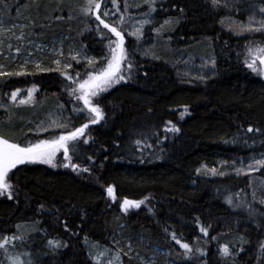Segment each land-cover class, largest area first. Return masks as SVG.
Listing matches in <instances>:
<instances>
[{
  "label": "trees",
  "instance_id": "obj_1",
  "mask_svg": "<svg viewBox=\"0 0 264 264\" xmlns=\"http://www.w3.org/2000/svg\"><path fill=\"white\" fill-rule=\"evenodd\" d=\"M75 1L0 0V8L28 25L27 42L62 36L65 57L59 67L83 80L86 71L104 64L108 38L116 37L102 25L98 33L94 14H81ZM117 2L119 12L102 0L101 18L124 31L131 72L94 99L104 118L89 124L80 138L79 156H73L79 168L31 163L9 173L13 196H0V237H22L20 250L32 264H106L100 252L112 248L120 230L169 250L174 264H264V169L235 173L238 161L246 165L264 153V76L244 63L247 47H264V32L236 30L248 26L249 18L252 28L261 26L264 0H228V7H213L211 0H157L151 17L143 15L144 0H127V9L125 0ZM105 7L108 17L102 15ZM121 14L125 21L118 24ZM170 18L173 23L164 25ZM143 19L151 22L136 40L128 33ZM3 57L8 73L19 72ZM90 58L96 61L91 67ZM56 68L30 65L24 71L30 75H0V130L5 128L0 135L11 143L25 147L87 122L74 111L84 107L70 95L76 85ZM17 90V99L31 91L30 107L11 100ZM173 126L179 132L165 131ZM211 168L225 175H213ZM124 199L145 202L125 212ZM172 232L193 248L191 256L172 240ZM48 241L63 246L53 251ZM224 245L231 256L221 254ZM0 264H9L3 251Z\"/></svg>",
  "mask_w": 264,
  "mask_h": 264
},
{
  "label": "snow or ice",
  "instance_id": "obj_2",
  "mask_svg": "<svg viewBox=\"0 0 264 264\" xmlns=\"http://www.w3.org/2000/svg\"><path fill=\"white\" fill-rule=\"evenodd\" d=\"M144 2L148 5V11L143 13L145 17H151L152 13L156 11L157 0H144ZM110 3L116 5V12L120 11L119 4L117 0H110ZM213 7H228V0H211ZM101 4L102 0H86V5L81 9V12L84 15L94 14L95 20L98 21L96 25V31L98 33H102V29L100 26H103V29H108L111 34H113L116 39L108 38L107 49L108 52L105 56L102 57L104 60V64L99 68H92L91 71H86V79L80 80L79 73H76L75 77L69 75L66 71H62L60 66V60H55L54 63L57 65L55 71L61 72L62 75H65L68 80L72 82V84L76 85V87H70L69 92L70 95H75L78 101H83L84 107L74 109V111H79L85 114L86 123H83L80 127H76L74 130L68 131L67 134H60L54 136L50 139H41L35 143H28L25 147H21L17 143H10L7 139L0 138V196H7L8 199H12L13 196V185L9 182V173L17 167V165L22 164H31V163H45L49 164L52 167L62 166L65 168L71 167L74 171L80 167L79 164L73 163V156H79V145L81 143L80 138L85 135V130L89 127V124H97L103 118L102 109L98 105H94L92 103V98L100 95L101 92L107 91L109 88L114 86L115 84H119L122 81L126 80V73H130L133 67V62L129 59V54L125 48V33L124 31L118 30V27L112 26L110 23H106L104 19L101 18ZM124 7L127 9L129 7L127 0H125ZM182 11V10H181ZM110 9L105 7L102 15L104 17L109 16ZM261 12L264 13V9H261ZM59 18V17H58ZM131 19V17H129ZM125 21V17L121 14L118 24H123ZM150 19H143L138 21L139 27H136L133 32L128 33L129 36H134L136 40H140L143 37V27L144 25L149 24ZM176 23L179 21L176 20ZM173 20L170 18L169 20L164 21V25H171ZM252 18H249L248 26L238 25L237 26V34L242 32H264V22H261V26L257 28H252ZM16 27L13 24L11 27L6 26V22L3 18H0V36H3L5 33H12L13 29ZM22 28L28 27V25H22ZM163 29V25L161 28H156L155 31L159 34ZM91 30V29H89ZM170 30V29H169ZM16 39H23V32L21 35L17 36ZM9 47H11L9 45ZM20 49L17 48V52ZM247 57L244 60L246 67L257 75L264 76V47L256 46V47H247ZM72 59H76V57H72ZM79 62V61H77ZM88 66L91 67L96 63L94 58H90L87 60ZM214 63V61H213ZM27 64V61H25ZM259 65V66H258ZM35 67L40 71H51L52 69H42L40 64H36ZM66 68H70V64H66ZM32 73H26L23 70L19 72L7 73L0 71V75H30ZM17 92H13L11 94V99L15 100L17 97ZM31 91L28 93V99L30 100ZM27 100H21L20 103H27ZM56 124V121L52 122ZM57 127L67 128L65 124H56ZM165 131L168 132H179L178 128L173 126L172 128H166ZM247 132H252L253 128L248 127ZM257 132L260 129H256ZM167 138V137H165ZM82 143H88L87 139H84ZM137 144L140 141H136ZM59 153H62V158L57 162L56 158ZM71 153V154H70ZM91 159L90 157L88 158ZM227 164V162H224ZM237 162H233V166ZM241 165L240 167H235L236 175H249L252 171H258L260 169H264V153L260 154L259 158L252 157L251 162L244 164L243 161H238ZM203 167H207L206 165ZM247 168L248 171H245ZM82 171L88 172L89 169L87 167L83 168ZM199 171V170H198ZM208 171L213 175H225L223 171L217 173L216 168H211ZM107 193L109 196H112L115 199L114 188L109 186L107 188ZM147 199V198H145ZM144 201H132L128 199H124L121 207L125 212H127L130 208L139 209ZM227 203L230 205L233 203L231 197L227 198ZM261 204H264V200L260 201ZM243 204L237 205V207H242ZM249 214L251 215V207L249 206ZM210 227V226H209ZM200 231L204 233V235H208V228L201 227ZM172 240L176 242V244L180 245L185 254L191 256L193 253V248L189 245V243H182L181 238H178L175 232L171 234ZM23 240L22 237L12 236V237H0V251H3L7 257L9 264H32L31 259L25 260L22 259V256H26L27 254H12L9 252L8 245L13 243L16 240ZM242 239V238H241ZM50 247H52L53 251L62 247L59 241H48ZM93 247L99 248V245H94ZM130 247V246H129ZM104 253H107L109 250L104 249ZM197 253L201 256L206 255V253L200 249H195ZM240 251H243L241 248ZM221 254L225 257L232 255V250L229 249L228 245H224L221 249ZM92 255V253H90ZM261 256H264V244L261 245ZM121 258L120 255L117 254L115 259H109L108 264H120Z\"/></svg>",
  "mask_w": 264,
  "mask_h": 264
},
{
  "label": "rangeland",
  "instance_id": "obj_3",
  "mask_svg": "<svg viewBox=\"0 0 264 264\" xmlns=\"http://www.w3.org/2000/svg\"><path fill=\"white\" fill-rule=\"evenodd\" d=\"M77 7L82 9L86 5V0H76ZM81 14H83L81 12ZM93 15V14H89ZM7 14H4L3 10L0 8V18H3L6 22L7 27H11L13 24L16 27L13 29L12 33H5L3 36H0V55L3 54L5 57L3 59H9L13 61L18 71H27L30 65L40 64V67H47V65H55V60H60V63L64 61L65 57V48L62 42V36H56L50 41L42 40H29L27 42V33L22 25L25 23L19 24L16 20L11 17H7ZM23 32V39H16L17 36L21 35ZM127 39L125 37V48H126ZM9 45L11 47H9ZM17 48L20 49L17 52ZM79 52V53H78ZM76 52V55H80V51ZM27 61V64H25ZM0 71L7 72L5 65L0 62ZM18 96V94H17ZM92 98V103L94 99ZM13 100V99H11ZM19 102V106L30 107L31 99H28V96L22 95L20 99H16ZM21 100H27V103L21 104ZM83 105V101H81ZM94 104V103H93ZM38 108V104L34 103ZM84 106V105H83ZM5 131V128H1L0 132ZM0 138L5 139V137L0 135ZM10 142V141H9ZM11 143V142H10ZM111 198H113L111 196ZM133 201V200H132ZM145 202V201H144ZM144 204V203H143ZM143 204L141 206H143ZM137 210L135 208H130L128 210ZM12 237V236H11ZM239 241V240H238ZM19 239L10 243L7 247L9 252L14 254L20 253L25 254L26 251L20 250ZM130 246V247H129ZM119 254L121 261L120 264H126L125 261L128 259L131 264H174V262L169 258V250L163 249L158 245L151 244L148 239L141 235H134L128 230H120L113 241L112 248L109 249L107 253L104 251L100 252L101 259L108 264V260L115 259V256ZM26 256H22V259H25Z\"/></svg>",
  "mask_w": 264,
  "mask_h": 264
}]
</instances>
